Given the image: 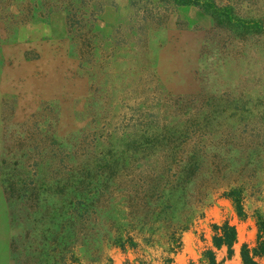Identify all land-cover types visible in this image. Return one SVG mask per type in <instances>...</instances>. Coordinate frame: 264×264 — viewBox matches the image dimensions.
<instances>
[{"label":"rangeland","instance_id":"obj_1","mask_svg":"<svg viewBox=\"0 0 264 264\" xmlns=\"http://www.w3.org/2000/svg\"><path fill=\"white\" fill-rule=\"evenodd\" d=\"M260 227L264 0H0V264H243Z\"/></svg>","mask_w":264,"mask_h":264},{"label":"trees","instance_id":"obj_2","mask_svg":"<svg viewBox=\"0 0 264 264\" xmlns=\"http://www.w3.org/2000/svg\"><path fill=\"white\" fill-rule=\"evenodd\" d=\"M192 159H195L194 157ZM233 196V195H232ZM235 196V195H234ZM235 198L238 211L242 212V203L239 199ZM216 234L214 236V244L216 247L222 246L228 247L229 255L232 254V247L237 239L236 229L229 224H225L223 227H215ZM180 246V245H179ZM174 248H172L173 250ZM243 264H260L256 261V257L264 259V229L260 227V234L258 238V247L255 250H251L247 245L243 247L241 251ZM204 261L207 264H217L214 253L212 251H206L204 253Z\"/></svg>","mask_w":264,"mask_h":264}]
</instances>
